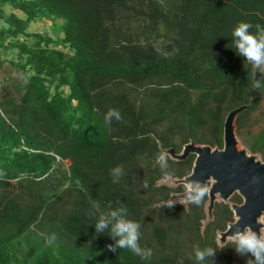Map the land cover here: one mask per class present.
Masks as SVG:
<instances>
[{"label":"trees","instance_id":"16d2710c","mask_svg":"<svg viewBox=\"0 0 264 264\" xmlns=\"http://www.w3.org/2000/svg\"><path fill=\"white\" fill-rule=\"evenodd\" d=\"M39 20L62 21V37L29 32ZM239 22L264 27V0H0V72L17 74L0 95V264H196L197 242L216 249L203 264L254 260L218 243L235 221L230 204L215 203L204 226L209 197L168 208L184 184H159L154 167L167 153L175 178L189 176L196 155L170 150L222 149L226 116L241 106L237 134L264 161V74L231 47ZM109 109L121 115L110 126ZM94 202L125 205L151 258L110 251Z\"/></svg>","mask_w":264,"mask_h":264},{"label":"clouds","instance_id":"9594fccd","mask_svg":"<svg viewBox=\"0 0 264 264\" xmlns=\"http://www.w3.org/2000/svg\"><path fill=\"white\" fill-rule=\"evenodd\" d=\"M255 28V32L252 29ZM233 47L237 54L243 56L247 65L250 66L251 72L254 75L259 71L264 74V27L259 24L253 25L248 22H239L231 32ZM262 84L259 80H254V87L259 88ZM113 119L120 120L121 115L117 109H109L104 116V121L107 125H111ZM158 165L162 172V181L174 180L175 176L169 170L167 153H159L155 158L154 167ZM114 177L113 183L119 182V177L123 175V169L117 166L112 170ZM191 176V173H189ZM147 187V184L144 185ZM209 194L207 182L189 179L184 185V199L189 203L199 207L205 201ZM168 208H171L176 203L174 200L165 201ZM93 207L99 213L94 225L97 234L104 233L108 230V235L115 241L114 244L108 245V249L116 252L117 249H127L134 255L139 256L142 260H148L152 256V250L142 248L140 246V227L138 222L127 218V207L121 204L117 208L108 205L106 211L100 210V204L94 202ZM234 248L235 252L244 256L251 254L254 260H248L246 264H264V231H260L257 235L251 226H245L243 230L239 228L232 235L227 236ZM216 249L213 247L201 248L197 242L193 245V253L196 264H203L206 258L215 256ZM177 264H183V260H177Z\"/></svg>","mask_w":264,"mask_h":264},{"label":"water","instance_id":"95a60500","mask_svg":"<svg viewBox=\"0 0 264 264\" xmlns=\"http://www.w3.org/2000/svg\"><path fill=\"white\" fill-rule=\"evenodd\" d=\"M245 108L241 106L227 114L222 149L190 143L180 155H176L172 149L169 152L179 160L186 159L190 154L196 155L191 176L182 179L181 183L185 185L189 179L207 182V185L211 183L208 194L210 210L214 208L218 196L224 202L230 201L236 193L242 197L243 203L232 207L235 221L221 233L224 244L227 236L232 235L237 228L243 230L245 226H251L257 235L262 229L260 219L264 215V161H258L240 149L235 127L237 116ZM180 196L184 198V193Z\"/></svg>","mask_w":264,"mask_h":264},{"label":"rangeland","instance_id":"374dc122","mask_svg":"<svg viewBox=\"0 0 264 264\" xmlns=\"http://www.w3.org/2000/svg\"><path fill=\"white\" fill-rule=\"evenodd\" d=\"M5 10L7 12H13L14 11V12L18 13L19 15H21L18 11H15L10 7H7ZM61 24H62V21H60V20H57L55 22L54 21H48V20H39V21L31 24V26L29 28V32L46 33V34H50L54 37L60 38V37H62V33L60 31ZM8 55H9L8 58H11V54H8ZM0 56L5 58L6 54L3 53L2 50H0ZM16 77H17V74L14 72V70L11 68V66L6 64L3 68V70L0 72V95L1 94H7L10 91L9 83L11 82V80L9 81L6 79H12V78H16ZM256 120L261 122V124L255 127V131H257L258 129L264 128V103L262 105V109H261L260 113H258V117H256ZM236 133H237V131H236ZM237 138L239 141L240 149H244L248 154L253 155L256 158V160L263 161L262 158L260 157V155L252 154L250 152V150L248 149L246 144L242 141V139L238 136V134H237ZM65 163H66L67 167L70 165L69 161H66ZM159 184H164V185L175 187V186L182 184V183H181V180L175 178L174 180H169V181H162L161 180L159 182ZM210 185H211V183H208L209 189H210ZM180 195L181 194H176V195L172 196L171 200H174L176 203H181V204L186 206L188 204L187 200L182 198ZM217 202H224V201L218 196L216 203ZM226 203L230 204L231 207H233V205L237 204L231 200L226 202ZM210 207H211L210 199H208V201L206 203L207 218L203 222L204 226L212 219L213 209L210 210ZM260 223H262L261 231H264V215L261 217ZM227 242H229V241H227ZM218 243L220 245L224 244L221 240V233L218 234Z\"/></svg>","mask_w":264,"mask_h":264}]
</instances>
